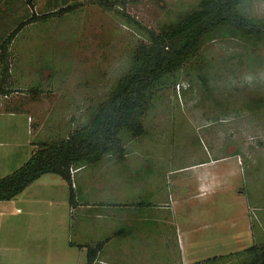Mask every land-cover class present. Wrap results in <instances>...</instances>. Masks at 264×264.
Segmentation results:
<instances>
[{
  "label": "rangeland",
  "instance_id": "obj_1",
  "mask_svg": "<svg viewBox=\"0 0 264 264\" xmlns=\"http://www.w3.org/2000/svg\"><path fill=\"white\" fill-rule=\"evenodd\" d=\"M107 1L109 7L101 0H0V43L32 14L68 7L25 24L5 61L0 57V102L12 111L0 116V140L9 143L0 147L8 159H0V173L21 166L41 142L84 129L129 71L138 45L148 43L146 31L169 30L200 0ZM237 12L264 25V0H241ZM229 30L205 33L197 52L148 91L143 133L119 135L123 159H98L123 165L118 182L131 184L127 202L138 215L156 202L166 209L177 202L173 217L192 231L185 243L190 264H246L264 251V34ZM233 137L234 177L203 205L194 198L196 164L208 158L210 144L222 147L214 155L226 154Z\"/></svg>",
  "mask_w": 264,
  "mask_h": 264
},
{
  "label": "crops",
  "instance_id": "obj_2",
  "mask_svg": "<svg viewBox=\"0 0 264 264\" xmlns=\"http://www.w3.org/2000/svg\"><path fill=\"white\" fill-rule=\"evenodd\" d=\"M1 102L0 116L12 115ZM233 140H228L226 154L219 156L214 151L222 147L206 146L208 158L196 164L194 198L203 205L234 177L230 159L238 154ZM6 144L0 140V147ZM25 157L29 156L20 161ZM0 159L8 161L6 153ZM114 163L98 160L80 166L73 177L72 204L69 186L66 189L63 179L57 181L53 173L41 175L15 198L0 201V264H84L87 247L97 243L101 247L94 264H190L185 243L192 231L173 217L176 209L171 207L177 202L172 201L168 209L165 202H156L154 211L148 207L138 215L136 203L127 202L131 184L126 188L118 182L126 176L123 165ZM157 239L159 244L153 242Z\"/></svg>",
  "mask_w": 264,
  "mask_h": 264
},
{
  "label": "trees",
  "instance_id": "obj_3",
  "mask_svg": "<svg viewBox=\"0 0 264 264\" xmlns=\"http://www.w3.org/2000/svg\"><path fill=\"white\" fill-rule=\"evenodd\" d=\"M101 2L107 7L111 5L107 0ZM240 2L241 0H200L196 9L183 15L169 30L159 33L147 30L148 43L138 45L129 71L119 80L106 102L98 106L90 123L66 137L41 142L26 162L0 177V201L15 198L41 175L53 173L68 184L69 201L72 204L74 195L69 167L93 164L104 154L122 158L124 150L120 133L126 131L132 137L143 133L141 115L149 104L148 91L161 85L163 79L177 71L184 61L197 52L203 35L209 36L211 30L225 27L230 28V34H264V25L237 12ZM67 10L68 7H62L42 15L32 14L18 24L0 43L2 60L5 61L11 39L25 24ZM5 67L6 65L3 66L0 77V93L6 89ZM100 247L101 243L87 247L85 264H94ZM256 249L250 247L248 251ZM246 264H264V251L255 254Z\"/></svg>",
  "mask_w": 264,
  "mask_h": 264
},
{
  "label": "built area",
  "instance_id": "obj_4",
  "mask_svg": "<svg viewBox=\"0 0 264 264\" xmlns=\"http://www.w3.org/2000/svg\"><path fill=\"white\" fill-rule=\"evenodd\" d=\"M80 168V166H73L71 165L69 167V175H70V178H71V181H72V187H74V183H73V177H74V174L75 172ZM102 263V262H101Z\"/></svg>",
  "mask_w": 264,
  "mask_h": 264
}]
</instances>
